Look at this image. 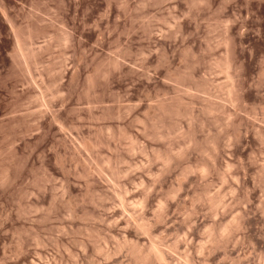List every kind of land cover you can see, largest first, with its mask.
<instances>
[{"label": "rangeland", "instance_id": "374dc122", "mask_svg": "<svg viewBox=\"0 0 264 264\" xmlns=\"http://www.w3.org/2000/svg\"><path fill=\"white\" fill-rule=\"evenodd\" d=\"M0 264H264V0H0Z\"/></svg>", "mask_w": 264, "mask_h": 264}, {"label": "bare ground", "instance_id": "6f19581e", "mask_svg": "<svg viewBox=\"0 0 264 264\" xmlns=\"http://www.w3.org/2000/svg\"><path fill=\"white\" fill-rule=\"evenodd\" d=\"M22 55V54H21Z\"/></svg>", "mask_w": 264, "mask_h": 264}]
</instances>
